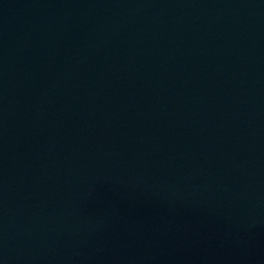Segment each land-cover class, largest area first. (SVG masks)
Instances as JSON below:
<instances>
[{
  "label": "water",
  "instance_id": "95a60500",
  "mask_svg": "<svg viewBox=\"0 0 264 264\" xmlns=\"http://www.w3.org/2000/svg\"><path fill=\"white\" fill-rule=\"evenodd\" d=\"M0 264H264V0H0Z\"/></svg>",
  "mask_w": 264,
  "mask_h": 264
}]
</instances>
